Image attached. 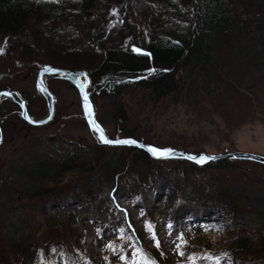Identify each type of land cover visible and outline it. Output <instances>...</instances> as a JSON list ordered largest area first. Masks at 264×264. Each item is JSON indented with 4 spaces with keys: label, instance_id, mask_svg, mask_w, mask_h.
<instances>
[{
    "label": "trees",
    "instance_id": "16d2710c",
    "mask_svg": "<svg viewBox=\"0 0 264 264\" xmlns=\"http://www.w3.org/2000/svg\"><path fill=\"white\" fill-rule=\"evenodd\" d=\"M61 27L74 31L73 36L64 40ZM126 37H134L137 46H127ZM78 41L86 46L70 47ZM0 45L22 67L31 69L18 72L34 76L46 64L85 71L97 118L104 124L97 98L105 99L116 124L115 137L182 148L155 139L145 130L142 117L150 118L164 106L182 102L202 108L203 101L220 95L236 70L249 64L264 66V0H0ZM4 73L0 72L1 89L13 85L2 81L9 76ZM27 79L17 89L32 117H40L44 97L34 79ZM63 84L71 88L72 98H67ZM48 86L58 102L45 125L28 126L17 105L10 100L0 104L2 115L9 112L6 130L18 125V131H35L12 151L11 166L0 172V264H19L46 254L70 256L67 239L55 231L39 244L18 241L6 245L2 238L4 213L11 209L10 204L34 205L69 192L72 181L62 183L63 171L82 179L103 170L116 180L127 176L130 182L144 186L164 180L173 190L194 181L208 168L225 170L222 162L227 166L234 161L198 167L185 159L157 160L137 147L122 145H107L114 153L104 159L93 158L90 150L86 161L77 154L69 157L56 145L64 136H45L36 130L51 123L64 126L72 119L69 108L77 93L63 78L48 81ZM44 140L55 145L41 148L39 151L47 154L35 159L31 152ZM26 147V153L17 155ZM124 148L135 151L133 158L116 152ZM246 244L243 241L237 249L239 254L253 250Z\"/></svg>",
    "mask_w": 264,
    "mask_h": 264
},
{
    "label": "rangeland",
    "instance_id": "374dc122",
    "mask_svg": "<svg viewBox=\"0 0 264 264\" xmlns=\"http://www.w3.org/2000/svg\"><path fill=\"white\" fill-rule=\"evenodd\" d=\"M61 31L64 40L74 34L63 27ZM125 40L127 46H137L134 37ZM78 46L86 45L82 41L70 44L71 48ZM19 70L31 71L0 45V72L9 74L4 81L12 82V87L23 85L29 72ZM234 73L220 95L203 101L202 108L182 102L164 106L158 115L142 117L145 130L155 139L196 152L243 151L264 156V66L249 64ZM62 86L67 98H72L69 85ZM78 100L77 92L69 108L72 119L64 126L51 123L36 132L64 136L56 145L69 157L77 154L86 161L88 150L93 158L113 155L91 130ZM97 109L104 121L101 124L115 138L116 124L105 99L97 98ZM46 113L44 106L42 116ZM45 141L35 144L31 152L35 159L47 154L40 152L41 148L55 145ZM12 151L13 147L6 153L0 151V172L11 166ZM116 152L135 155L129 148ZM222 163L225 170L208 168L194 181L173 190L164 180L144 186L130 182L127 176L116 180L103 170L82 179L63 171L62 183L72 181L69 192L34 205L10 204L11 209L4 213L2 238L6 245L18 241L39 244L55 231L67 239L70 256L46 254L19 264H125L121 257L131 261L135 249H143L157 264H192L189 257H194L196 264H216L217 257L220 264H264V164L249 160H234L227 166ZM149 223L155 227L159 248L146 228ZM181 234L186 243L178 239ZM243 241L253 250L239 254Z\"/></svg>",
    "mask_w": 264,
    "mask_h": 264
},
{
    "label": "water",
    "instance_id": "95a60500",
    "mask_svg": "<svg viewBox=\"0 0 264 264\" xmlns=\"http://www.w3.org/2000/svg\"><path fill=\"white\" fill-rule=\"evenodd\" d=\"M50 69V70H49ZM45 76H63L65 77L67 80H69L74 86H76V88L78 89L80 98H81V102H82V107L85 113V117L87 119V122L91 128V130L95 133V135L98 137L99 141L100 140V135L101 132L102 134L109 140H128V139H132V140H136L138 142L137 145H123V144H106L101 142L103 145H109V146H114V145H122V146H133V147H137L145 152H147L152 158L154 159H158L156 157H154L149 151H148V147H156V148H170L174 150V155L172 156V158H168V159H162V160H170V159H185L188 160L186 157L189 155L192 156H200V155H204V156H211V157H215V159L213 160H209L206 163L200 164V163H196L193 160H188L193 162L194 164H196L199 167H205L208 166L210 164H213L214 162L217 161H221V160H227V159H242V160H249V161H255V162H259L264 164V156L263 155H259V154H255V153H249V152H243V151H224V152H219V153H206V152H191L188 151L186 149L183 148H177L174 146H168V147H159L153 144H149V143H145L143 141H140L136 138L133 137H115L112 138L108 135L106 129L104 128V126L98 121L97 119V114H96V109H95V105L94 102L92 100L91 94L88 92L87 90V85L89 83V78L87 77V74L85 71L83 70H70V69H63V68H58L52 65H45L38 74V78H37V83H38V88L40 89V91L43 93V95L46 97L47 101H48V105H49V111L48 114L39 120H34L30 117L25 101L19 96V94L16 91H7V90H3L0 91V101L8 96L10 99H12L13 101L19 103V105L22 108V115L23 118L28 121L31 124L34 125H41L44 124L46 122H48L54 113V97L53 95L50 93V91L48 90V88L45 85ZM84 78L85 81L82 82L80 78ZM85 97L87 98V100H85ZM86 104H87V108L88 111H90L92 113L91 117H89L88 112L86 111ZM27 117V118H26ZM90 119L92 121H94L95 125H98L100 131H95L92 124L90 123ZM31 121V122H30ZM138 145H144V147H140Z\"/></svg>",
    "mask_w": 264,
    "mask_h": 264
},
{
    "label": "flooded vegetation",
    "instance_id": "af4514ba",
    "mask_svg": "<svg viewBox=\"0 0 264 264\" xmlns=\"http://www.w3.org/2000/svg\"><path fill=\"white\" fill-rule=\"evenodd\" d=\"M46 65H51V64H46ZM45 65H43V66H41L37 71H36V73L34 74V75H36L35 76V87L39 90V88H38V83H37V78H38V74H39V71L44 67ZM52 66H54V65H52ZM55 67H57V66H55ZM58 68H61V67H58ZM63 69H66V68H63ZM71 70V69H70ZM29 77H31V79L30 80H32L33 79V76L30 74V72H29ZM61 78H63V79H65V80H67L65 77H63V76H45V85H46V87L48 88V90L50 91V93L53 95V97H54V113H55V108H56V105H57V102H58V100L56 99V97L54 96V94L52 93V91L49 89V86H48V81H50V80H54V79H61ZM81 79V81L82 82H84V78H80ZM0 80H1V78H0ZM3 82H4V80H2ZM33 81V80H32ZM70 82V81H69ZM71 83V82H70ZM16 85V84H15ZM17 87H18V85H16ZM71 86H72V88H74V90H76V93L78 92V89L76 88V86H74L72 83H71ZM88 86H89V83H88V85H87V90H88ZM17 87H12V86H8V85H6V89H1L0 88V91H3V90H7V91H16L18 94H19V96L25 101V104H26V107H27V110H28V113H29V115H30V117L32 118V119H34V120H39V119H42V118H44L46 115H47V113H48V111H49V105H48V101H47V99H46V97L43 95V93H42V95H43V97H44V101H45V103H44V105L42 106V108H41V110H43L44 109V106H46L47 107V113L45 114V115H43V116H40V117H36V118H34V117H32V115L30 114V112H29V109H28V106H27V102H26V100L23 98V96H22V93H20L19 92V90L17 89ZM89 91V90H88ZM90 93V92H89ZM78 94H79V92H78ZM79 97H80V95H79ZM77 99V97H74V100H76ZM4 100H10L11 102H13L15 105H17L18 106V108H19V113H20V116H21V118L23 119V121H25L26 123H28V126L29 125H31V126H42V125H45V124H47L48 122H50V121H48L47 123H44V124H41V125H34V124H31V123H29L28 121H26L24 118H23V115H22V108H21V106L19 105V103H17V102H15V101H12V99H10L8 96H6V97H4L1 101H0V104L4 101ZM80 102H81V98H80ZM79 102V100H78V103H80ZM81 105H82V102H81ZM16 112V111H15ZM54 115V114H53ZM80 116V115H79ZM9 118V112L6 114V115H2L1 113H0V151H3V152H8V151H10V149H11V147H13V150L16 148H18V145L21 143V141L22 140H25V139H27L29 136H34L35 135V131H30V130H27V131H23L22 129L21 130H16L18 127V125H14V126H10L12 129L11 130H6V129H8V127L6 126V124H4L5 122V120L6 119H8ZM70 118H72L71 117V115H70ZM71 120V119H70ZM10 121V120H9ZM14 128V129H13ZM18 131V132H17ZM5 137H6V140H5ZM8 146V147H7ZM15 149V150H16ZM5 152V153H6Z\"/></svg>",
    "mask_w": 264,
    "mask_h": 264
},
{
    "label": "snow or ice",
    "instance_id": "6c2138e0",
    "mask_svg": "<svg viewBox=\"0 0 264 264\" xmlns=\"http://www.w3.org/2000/svg\"><path fill=\"white\" fill-rule=\"evenodd\" d=\"M155 71H156V69H151L150 70V72H155ZM165 71H167V69H165ZM85 100H87L86 97H85ZM86 111L88 112L89 117H91L92 113L90 111H88L87 104H86ZM90 123L92 124V126H93L95 131H100L98 125H95L94 121H92L91 119H90ZM100 140H101V142L106 143V144H123V145H137L138 144V142L136 140H132V139H128V140H119V139H117V140H109L102 134V132H101V135H100ZM138 146L144 147V145H138ZM148 151L154 157H156L158 159H168V158H172V156L174 155V150L170 149V148L161 149V148H156V147H148ZM186 158L188 160H193L196 163H200V164H203V163L208 162L209 160L215 159V157L204 156V155H200V156L189 155ZM169 227H171V225H169ZM146 228L151 233V239L153 241H155V246L157 248H159L160 247V242L156 238L155 227L149 223V224L146 225ZM178 239L181 242L186 243L183 234H181L178 237ZM177 247L179 248L180 245H177ZM179 255L184 256V252L180 251ZM121 259H123L125 261V264H157V261L153 257H151L149 254H147L143 249H135L134 250V254H133V258H132L131 261H129L127 257H121ZM189 259L191 260L192 264H196L194 257H189ZM216 264H220V258L219 257L216 258Z\"/></svg>",
    "mask_w": 264,
    "mask_h": 264
},
{
    "label": "bare ground",
    "instance_id": "6f19581e",
    "mask_svg": "<svg viewBox=\"0 0 264 264\" xmlns=\"http://www.w3.org/2000/svg\"><path fill=\"white\" fill-rule=\"evenodd\" d=\"M67 81H69V80H67ZM13 101V100H12Z\"/></svg>",
    "mask_w": 264,
    "mask_h": 264
}]
</instances>
